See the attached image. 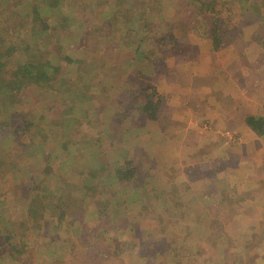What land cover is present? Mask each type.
<instances>
[{
	"label": "rangeland",
	"instance_id": "obj_1",
	"mask_svg": "<svg viewBox=\"0 0 264 264\" xmlns=\"http://www.w3.org/2000/svg\"><path fill=\"white\" fill-rule=\"evenodd\" d=\"M58 15L59 92L0 67V264H264V0H0V60Z\"/></svg>",
	"mask_w": 264,
	"mask_h": 264
},
{
	"label": "trees",
	"instance_id": "obj_2",
	"mask_svg": "<svg viewBox=\"0 0 264 264\" xmlns=\"http://www.w3.org/2000/svg\"><path fill=\"white\" fill-rule=\"evenodd\" d=\"M27 6H30L29 12L34 15H40L39 7L30 5V1H27ZM219 15V14H218ZM41 16V15H40ZM57 16V15H56ZM220 17L217 18V21H220ZM79 19H70L65 15H58V19L56 22L51 23L45 20H41L38 25H34L31 31V38L28 42H24L23 44L18 45H10L1 53L0 67L4 68L7 63L6 60H12L11 57L16 55V50L20 49L21 58L17 60L15 67L10 70V76L16 79L25 80L32 84H38L40 86L50 87L54 91H60L61 89H56V79L55 75H52V70L48 66L49 63L47 60L43 58L42 53L38 49V39H41V44L47 42L46 36L49 35V31L59 32L63 29H70L72 25L79 26ZM218 27V25L216 24ZM78 36L82 38L86 33L85 29L78 28ZM83 30V31H82ZM46 35V36H42ZM78 37V39H79ZM50 41L53 42V39L50 38ZM141 47V43L138 44V49ZM4 61V62H3ZM12 62V61H10ZM8 66V65H7ZM6 66V68H7ZM152 102H148L147 104H139L138 109L141 111L146 110V105H150ZM246 124L255 134L264 139V114H255L248 115L245 120ZM121 174L124 180H129L132 178L133 173L131 169L127 166L126 169L121 170ZM96 218H100L99 212L95 213Z\"/></svg>",
	"mask_w": 264,
	"mask_h": 264
},
{
	"label": "crops",
	"instance_id": "obj_3",
	"mask_svg": "<svg viewBox=\"0 0 264 264\" xmlns=\"http://www.w3.org/2000/svg\"><path fill=\"white\" fill-rule=\"evenodd\" d=\"M176 96H177V102H178V104H180L181 105V107H183V105L181 104V102H183V100H184V98H185V94L184 93H182V94H176ZM178 109V108H177ZM186 128V127H185ZM186 132H187V128H186ZM258 187V186H257ZM208 233H212L211 234V236L212 237H215V236H220V237H224V234H226V235H230V234H228V233H231V234H233V233H235V234H233V236H236L237 234H239L238 232H234V231H223L222 230V228H220L219 230H216L215 232H207V230H204V231H202V234L203 235H205V236H207V234ZM252 235H255V234H257L256 232H252L251 233ZM232 236V235H231Z\"/></svg>",
	"mask_w": 264,
	"mask_h": 264
}]
</instances>
